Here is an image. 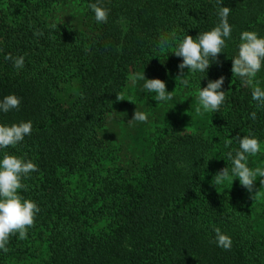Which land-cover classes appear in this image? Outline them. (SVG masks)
I'll use <instances>...</instances> for the list:
<instances>
[{"label":"trees","instance_id":"1","mask_svg":"<svg viewBox=\"0 0 264 264\" xmlns=\"http://www.w3.org/2000/svg\"><path fill=\"white\" fill-rule=\"evenodd\" d=\"M94 3L110 10L107 22L96 21ZM223 6L232 32L219 62L180 73L172 51L215 27ZM243 31L264 36V0H0V99L22 98L19 109L0 111V124L33 122L0 159L38 165L18 191L41 209L27 238L17 233L0 250V264H264V197L252 199L238 177L214 180L231 170L227 154L239 150L238 137L264 142V108L231 71ZM162 36L172 40L163 50ZM9 54L23 56L24 67ZM140 70L172 93L197 95L223 75L226 100L201 113L197 100L184 128L144 80L129 93L135 102L116 99ZM254 85L264 89V66ZM136 108L147 122L129 121ZM263 159L249 156L248 165L261 168ZM215 227L231 237L229 250L213 242Z\"/></svg>","mask_w":264,"mask_h":264},{"label":"clouds","instance_id":"2","mask_svg":"<svg viewBox=\"0 0 264 264\" xmlns=\"http://www.w3.org/2000/svg\"><path fill=\"white\" fill-rule=\"evenodd\" d=\"M222 4V0H217ZM95 13V19L98 23H105L108 20L109 9L101 6L99 3L90 5ZM231 9L221 7L218 10L220 22L209 31L199 33L197 36L186 35L180 41L175 50L172 51L177 57L182 58L178 65L180 73L185 68L188 72H205L208 70L212 61L219 62V55L227 47L226 40L231 37L232 27L229 24L228 17ZM56 28L57 25H52ZM37 36L43 35V32L37 30ZM174 39V37H173ZM172 40L167 36H162L158 42V47L168 48ZM5 59L13 60L17 69L24 67V57L13 58L11 54ZM264 66V36H260L256 31H243L240 35V44L238 54L233 57L232 73L234 77L248 86H252V99L257 101V106L264 108V89L254 85L255 77ZM184 77V76H179ZM144 80L143 87L149 93H155L154 99L159 103L161 101H170L173 98L172 91L167 90L165 80L160 78L147 79L143 74L136 77ZM225 77L222 75L216 80H209L206 87L199 90V106L197 113L201 110L208 112H217L226 100V91L222 90ZM182 83L187 85L189 81L183 79ZM258 83V82H256ZM21 97L16 94H9L0 99V111L7 113L12 109H19ZM117 100L126 98L117 93ZM130 102L134 100L127 99ZM252 119H256V113L251 114ZM148 115L135 110L130 122H147ZM33 122L31 120L14 123L12 125L0 124V149H6L10 146L15 147L22 142L27 135H31ZM239 150L235 155L231 151L227 154V161H231V170L229 167L221 169L215 176L216 184L228 180L230 176L238 177L240 184L250 193H253L252 199L257 194L255 190V181L261 177V184L264 185V169L259 167L253 169L249 167V156H255L261 150V143L254 135H245L238 137ZM230 144L231 141H228ZM38 171V165L32 159H25L24 156H17L5 153L0 159V250L5 253L9 250L7 244L11 236L18 233L19 239L27 238L28 229L33 227L35 219L40 212L38 203L32 199H26L18 190L26 189L27 185L23 180L27 179L32 172ZM214 243L218 247L229 250L232 245V239L229 235L222 232L219 227L214 228Z\"/></svg>","mask_w":264,"mask_h":264},{"label":"rangeland","instance_id":"3","mask_svg":"<svg viewBox=\"0 0 264 264\" xmlns=\"http://www.w3.org/2000/svg\"><path fill=\"white\" fill-rule=\"evenodd\" d=\"M138 74H143V71L140 70L136 73H131V75H129L126 80V83L122 90V94L126 98V100L129 99V93L132 92L131 89H135V86H137V88L139 87L138 83H140L141 80L136 78ZM172 94L173 98L170 101H166V103L161 108L163 110V113L166 115V117L177 118L180 121V125L182 127L191 128L196 115L194 112H192V110L194 108V105L197 104L198 95L191 89H187L177 93H175L174 91ZM119 112H121V109L119 110ZM121 129H125L124 124L121 125ZM258 153H263L264 155V142L261 143V150ZM261 169H264V161L261 165ZM260 179L261 177L258 176L257 180L255 181V190L257 191L256 196L264 197V185L261 184ZM239 185L243 190V186L240 183ZM244 190V192L247 194H253L250 193L246 188H244ZM104 223L105 221L102 220V222L97 223L95 226L101 227Z\"/></svg>","mask_w":264,"mask_h":264}]
</instances>
